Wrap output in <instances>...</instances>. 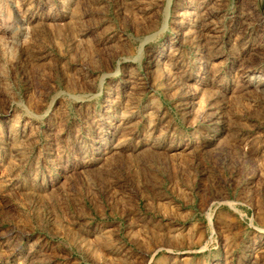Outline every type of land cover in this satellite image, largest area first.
I'll list each match as a JSON object with an SVG mask.
<instances>
[{
    "label": "rangeland",
    "instance_id": "rangeland-1",
    "mask_svg": "<svg viewBox=\"0 0 264 264\" xmlns=\"http://www.w3.org/2000/svg\"><path fill=\"white\" fill-rule=\"evenodd\" d=\"M0 264H264V0H0Z\"/></svg>",
    "mask_w": 264,
    "mask_h": 264
}]
</instances>
